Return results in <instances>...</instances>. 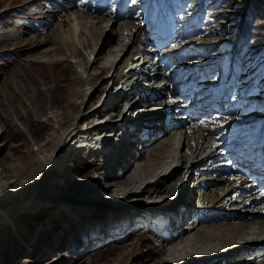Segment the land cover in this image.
Instances as JSON below:
<instances>
[{"label":"rangeland","instance_id":"1","mask_svg":"<svg viewBox=\"0 0 264 264\" xmlns=\"http://www.w3.org/2000/svg\"><path fill=\"white\" fill-rule=\"evenodd\" d=\"M82 1L88 8V14L94 11L91 17L115 18L117 23L110 22L103 35L93 36L96 43L95 55L100 46L108 43L103 47L101 56L106 57L107 52L111 50L108 60L112 68H109V73L106 70L101 75V78H105L103 85L100 79L97 80L96 86L98 85L101 89L97 98L91 97L92 90H89V87L84 88V91L88 90V93L86 96L82 95L77 101L78 111L82 114L86 110L89 112L99 108L108 95L114 96V92H122V88L124 91L128 84L132 83L133 88V81L126 83L125 86L119 83L113 85L110 76L123 62L122 71L124 74L130 73L128 75L131 78L133 72H130V69L140 70L144 61L147 67H143L142 72H145L146 77L150 76L148 78L150 84H145V89H148L147 95L153 91V85L158 84L159 87L156 86L158 90L153 98L155 101H161H156V105L148 110L142 109L144 105L149 104L148 101L139 103V107L135 108H132V104L130 107L128 105L126 112L130 111L126 113L127 118L129 123L132 121L131 123L135 126L142 123L146 125L147 122L154 123L155 129H158L160 125L155 120H162L165 132H160V129L155 133L151 131L144 138L143 144H135L134 141L130 145L129 152L135 160L129 165L124 162V158L122 160L116 156L114 161H109L111 157L105 158L104 155L99 156L88 152L73 156V144L69 145L70 149L69 153L65 154V162L58 166L52 176L49 177L46 173L43 179L44 190L38 191L35 200L23 207L20 203L10 201V197L0 203V264H172V260L164 255V247L167 243L163 246L159 245L154 226L142 223L141 217L132 216L148 214L144 210H147L149 214L152 213L150 211L155 213L151 208L156 206L173 211L189 189L195 198L192 210L205 218L212 209L209 206L200 208L202 199L206 198L202 195L204 193L217 195L221 190L227 192L232 186H237L236 182L225 181L229 175L222 173L218 176L212 172L220 171L222 165L219 166V164L240 159L238 155L236 157L228 155V152L231 149L234 150L236 145L243 143L244 139L264 136V44L256 45L246 30V23L249 22L251 26L253 23L249 18L248 6L256 12L257 18L264 15V0ZM73 5L75 0H0V94L4 93L3 91H5L4 94L11 92L9 81H12L10 79L22 80L19 76L33 79L42 92L44 91L42 84L49 86L69 84L76 91L78 90L79 84L74 82H77L76 75L82 81L86 76L78 66V61L82 57L87 58L89 51H81L78 58L71 57L68 50L52 58H43L40 53L51 47L48 45L41 50L28 53V50L39 41L47 39L50 34V37L55 34L53 24L56 21L54 20L63 17L62 12L66 13L65 9ZM91 20L94 21V19ZM91 20L84 17L80 23L89 24ZM18 23L20 26H16ZM123 23H131V29L123 30L120 26ZM96 26L94 30L98 28V25ZM166 29H169L168 32L162 34L161 31ZM165 41L166 44L161 47ZM91 58L90 61H92ZM64 59L65 61H62ZM23 62H28L31 67L24 64L20 69ZM103 62L97 63L95 69H90L88 73H98L103 67ZM149 62L153 69L148 68ZM181 71L186 75L181 76ZM156 74H159V77ZM167 75H172V79H176L171 87L168 86ZM137 78L138 75H136ZM25 82L22 84H27ZM190 85L192 90H185ZM202 88L207 91L199 97L201 101L195 100L197 99L195 95H200ZM221 91L224 93H219ZM143 93L144 91L141 92ZM29 94L34 97L36 106L39 105V108L49 102L48 98L33 92L30 85ZM125 94V100H122L120 104L124 105L127 100L129 102L133 99V96L131 100L128 99L130 92ZM182 94L192 95V99L188 102ZM211 98L217 102V105L206 107L207 102L212 101ZM152 100L149 99V101ZM12 104L14 110L19 115H23V120L29 128L23 127L16 120L10 105L4 102V108L10 116L7 117L0 110V125L9 121L5 133L0 137V160L5 154L14 151L16 155L25 154L27 148L37 153L39 145L52 138V133L46 125L38 124L32 118V113L31 115L23 113V108L29 107L23 95L17 94ZM159 105L161 108H158ZM202 106L206 108L205 111H200L203 110ZM189 107H194V113L200 115L197 120L186 114L191 113L187 112ZM108 108L101 114V118L107 121L108 125H111L110 122L121 125L120 117L116 113L117 107L112 111L110 107ZM135 112H140L144 115L143 118L133 119ZM150 112L157 113L151 117ZM202 112L204 113L200 114ZM182 121H190L185 127L189 135L184 134V131L179 132L184 128L181 126ZM95 133L99 132H92L90 139L95 137ZM173 133L182 135L178 151L175 152L179 154L178 166L183 165L174 175L175 181L171 185L173 191L164 192L160 196L152 195L151 200L149 196L128 200L125 197L122 199L121 195L118 198L100 195L108 189L109 183L106 179L109 173L113 172L114 176L120 179H124V176L129 178L136 168L144 166L150 153L168 139L174 145L172 146L174 151L178 141L171 139ZM199 134L201 136L199 147L202 149L200 155L197 151L190 153V147H188L194 141L193 137H198ZM220 146L227 152V158L217 154ZM168 148L171 147L165 146L166 154L156 159L151 168L139 173L147 175L154 170L159 173L160 166L170 163V159H166L174 154ZM142 152L143 157L139 159ZM186 153L184 162L180 160V156L184 154L186 156ZM211 154L213 158L208 161L207 157ZM59 161H61L60 154L56 165ZM186 162H203L204 165L199 166L192 175H189L186 173L187 168L184 169ZM5 166H10V163L6 162ZM92 166H96L98 171L90 169ZM87 172L90 173L87 174ZM206 173L212 175L208 176ZM182 177H184L183 183L174 186ZM146 181L155 183V179L151 178ZM165 185L169 186L168 182ZM14 191L15 189H11L7 192L10 194ZM149 191L152 192L153 189ZM230 198H227V206L226 209L222 208L223 210H227L228 205L231 204L233 206L230 208L233 210H243L242 202L246 201V206L254 199L250 195L240 197L239 193L238 196ZM239 205H242L241 209H238ZM259 206H262L259 201H253V209ZM252 215L255 216L254 222H264V215L260 213ZM213 223L218 226L230 222L214 221ZM237 223L244 225L246 222L233 221L230 225ZM132 229L133 234L129 236L128 232ZM188 239V242L191 241L189 245L175 247L179 250L173 256L181 258L180 264H197L216 254L218 255L215 258L220 257L219 255L223 256L220 260L223 264H264V257L259 255L237 253L232 256L228 253L231 248L225 253L218 252L225 241L201 244L196 252L200 254L208 252L207 256L189 258L188 252L195 240L193 233ZM125 246H129L130 249Z\"/></svg>","mask_w":264,"mask_h":264},{"label":"bare ground","instance_id":"2","mask_svg":"<svg viewBox=\"0 0 264 264\" xmlns=\"http://www.w3.org/2000/svg\"><path fill=\"white\" fill-rule=\"evenodd\" d=\"M87 9H88L87 6L83 4L82 0H75V5L65 9L66 13H64V11L62 12L63 17H59V18H56L57 20H54L56 21L53 24V27L55 30V31L53 30V32L55 34L52 37H50L51 34L48 35L47 39L39 41L38 44L32 46L28 50L29 51L28 53L32 51L35 52V51L41 50L42 48L48 45H51L49 49H46L43 53L42 52L40 53V55L43 58H46V57L52 58L56 54L57 55L61 54L64 50H68L70 52L71 57L78 58L80 57L81 51H85V52L89 51L87 58L82 57L78 61V66L81 68V70H83V74L86 76H85L84 81H82L76 75L75 80H77V82L76 81L74 82L76 84H79L77 91L74 88H72L69 84H65L64 86H58L57 84L53 86H49L46 84L47 85L46 86L42 84V86L44 87V91L42 92V90H40L37 87V85H35V81L33 79L29 77L25 79L23 76L18 75L20 79L22 80L10 79L12 81H9L11 85V92H8V93L6 92V94H4L5 91H3L4 93L0 94V110L3 113H5L7 117H9L10 115L8 114V111L4 108V102L10 105L11 110L13 112L12 114H14L16 120L23 127L29 128L23 120V117H22L23 115H19L18 112L14 110V107L12 104V101L17 97V94L23 95L25 97V100L29 103V107L27 109L23 108V113H25L26 115H29V114L31 115L32 113L33 115L32 118L35 119V121L38 124L46 125L47 129L52 133L51 139L47 140L44 144L39 145L37 149V153H33V151L27 148V151L25 154L16 155V152L14 151V152L5 154L3 159L0 160V169H1V172H0V203L9 199L10 197L9 199L10 201L20 203V205H22L23 207L24 205L30 204L32 200H35L37 198L36 194L38 193V191L44 190L43 179L46 173H48L49 177L52 176L53 173L58 168V166L65 162V154H67L68 150L70 149L69 145L73 144V147H74L72 149L73 156H77L78 153L81 154L83 152H88V153H95L99 156L104 155L105 158L111 157L109 161H114V158L116 156L118 158L120 157V159L122 158V160L124 158L125 160L124 162H126V164L129 165L132 163L133 160H135V157L131 156V153L129 152L130 145H132V143H130V140H133V142L135 141V144H143L144 138L147 135H149L151 131L155 133L156 130L160 129V132L161 131L165 132V127L163 125L164 123L162 122V120H159V121L155 120V122L160 123V125H158L159 126L158 129H155V127H153L155 126L154 123L151 124L147 122L146 125H143L142 123L139 126L137 125L135 126L131 123L132 121H130L129 123V120H128V121H125L124 128L125 130H127L128 134L130 135L129 136L130 139H125L124 137H121L118 135L119 141H117L118 138L116 135L118 132V127L121 128V125L113 124L111 122L109 123L111 125H108L107 121L101 118V114L104 113L107 109H109L108 107H110L111 109L110 111H112L115 107H117L118 110L116 111V113L118 114L119 117H121L124 107L127 106V104H130V105L132 104V108H135V107H139V103H142L143 101H148L149 104L144 105V107H142V109L148 110L152 106L156 105L155 104L156 101H161V100L155 101L153 98L156 91L158 90V87H159L158 84H154L152 87L153 91L151 92L150 95H147L148 89H145V84L149 83L148 78H150V76L146 77L145 72H142L143 67H147L144 61L142 62V65L140 66V70L134 69L133 71L130 69V72L131 71L133 72V76L131 78H130V75H128L130 73L128 74L123 73L122 71L123 65H124L122 64L123 62L114 69L113 74L110 76V81L113 83V85H116L117 83H119L122 86L123 85L125 86L126 83L133 81L134 83L133 88L131 86L129 89V92L131 93L129 95L130 96L129 100H131V96H133V99L130 101L131 103H128V100H127L125 103L126 104L125 106H123V103L120 104L122 100H125V97H126L125 90L127 89V86H126L124 88V91L122 88L121 89L122 92L118 93L115 91L114 96H111V94L110 96L108 95V97H106V100L104 101V104L100 106L99 108L91 110L89 112L88 110H86V112H83L82 114H80V112L78 111V106L76 104L77 101L81 98L82 95L86 96L88 93V90L84 91V88L89 87V90L90 89L92 90L91 97L97 98V96L101 92V89L99 88L98 85L96 86V82L98 79H100L101 84L103 85L105 78H101V75L106 70H107V73H109V70L112 68V65L110 64L108 60L111 50L107 52L108 55L106 57L101 56V54L103 53L102 52L103 47H105L108 43H105L104 45L100 46V48L98 49V53L95 55L94 52H95L96 43L93 40V36L95 37L98 34L103 35V33H105L107 26L110 22H113L114 24L117 23V20L115 18L98 19L94 16L91 17L94 11L93 12L91 11V14H88ZM84 17L90 20L94 19V21L91 20L92 22H89V24L88 23L82 24L80 23V21ZM52 22L50 23V25L52 24ZM96 25H98V28L94 30ZM16 26H20V24L18 23L16 24ZM120 26L123 28V30L125 29L129 31V29H131V23H123ZM168 30L166 29L164 31H161V33L163 34V32H168ZM164 44H166V41L162 43L161 47ZM90 58L92 59V61H90ZM62 61H65V59ZM101 61L102 62L104 61L102 69L98 73L92 72L91 74H89L88 72L90 71V69L92 70L95 69V66L97 65V63H100ZM48 62L51 63V61H48ZM24 64H28V62L21 63L20 69L21 67L24 66ZM28 65H30L31 67V64H28ZM148 68L153 69L154 67L150 63ZM136 75H138L137 79H135ZM180 75L184 76L186 75V73L185 72L183 73V71H181ZM156 76L159 77V74H156ZM166 79H167V83L169 87H171L172 82L176 80L175 78L172 79V75H167ZM25 81L27 82V84H22V82H25ZM152 81H154V79H152ZM29 85L33 88V92H35L37 95L48 98L49 100L48 104L44 106L42 105L40 108H39V105L36 106V103H37L36 100L34 99L33 96L29 94ZM6 87H9V86L6 85ZM131 88H132V92L130 91ZM181 88H185V87H181ZM185 90H192L191 85L186 87ZM142 91H144L143 94H141ZM206 91L207 90L203 88L200 89V95L199 94L195 95L197 98L195 100L201 101V98L199 97L203 96L202 94H205ZM219 93H224V92L221 91ZM182 95L184 96V94ZM191 96L188 94H185L184 97L189 102L192 99ZM149 99H153V100L149 101ZM210 100L212 101L211 102L208 101L210 103L207 102V104L205 105L206 107L210 108L212 107V105L213 106L217 105V102H215L213 98H211ZM158 108H161V105H159ZM189 108L187 112H191V113H186V114L189 115V117H195V120H197V117H199L200 115L198 113H194L195 112L194 107H191L190 109ZM202 108L203 110H200ZM202 108H200L199 110L200 111L206 110L204 106H202ZM125 110H127V107L125 108ZM129 111L130 110H128L127 112L123 114L124 116H122L123 119L122 121H120L121 123L127 118V114L129 113ZM156 113L157 112L155 113L150 112V114H152L151 117H154L153 114H156ZM203 113L204 112L200 114H203ZM188 123H190V121L189 122L182 121L181 126L182 127L184 126V128L179 132L182 133L184 131V134L186 133L189 135L188 131H186L185 129L186 124ZM127 124H130V125H127ZM8 125H9L8 120L5 123L0 125V137L3 136L6 130L5 128ZM196 128L197 127H195V129ZM94 131L99 132V133H95L96 134L94 137L95 140L90 139L91 133ZM109 133H113V136H110ZM176 134L177 133H173L171 137V139L173 140L176 139L178 141L175 144L176 147H174V151L172 150V146L174 145H172V143H170L171 142L170 139H168L166 141H163L159 147H156L154 151L150 153L144 166L136 168L134 173L129 178H125L124 176V179H120V177L119 178L115 177L113 172L109 173L106 179V182L109 183L108 189L105 192L100 193V195L102 196L111 195L113 198H118V196L121 195L122 199L125 197L128 200L133 199V198L139 199V197L141 196L142 197L149 196V199L151 200L150 197L152 195L160 196L164 192H167V191L170 193L171 190L173 189L171 185L175 181L174 175L179 169L183 167L182 164L178 166L179 165V154L175 152V151H178L177 148L179 146V142H180V139L182 138L181 137L182 135H176ZM202 135H204V133H202ZM184 136L185 135H183V137ZM200 137H201L200 134L198 135V137H193L194 144L192 145L193 143L192 142L188 145V147H190V150H189L190 153H196L197 151L200 155V152L202 151L201 147H199V142H201ZM258 138L259 136L258 137L253 136L252 139H244L245 141L243 143L236 145L237 148L235 147L234 150L233 149L229 150L228 155L235 156L234 154L236 155L241 154L244 150L250 149L253 146L258 147L260 143L258 142ZM37 142L38 141L35 139V143ZM165 146H168V147L170 146L171 148H168V149L174 152L172 157L169 156V158L166 159V160L170 159V163L166 161L167 163L160 166L158 170L159 173H157V171L154 170L151 173H148L147 175L140 174L139 172L151 168L152 163H154L155 160L158 159L161 155L166 154V151L164 150H166L167 148L164 149ZM220 150H219V153L217 154L221 155V157H226L227 152L225 151V149L220 146ZM59 154L61 155V161H59V164L56 165ZM92 155L95 156L94 154ZM139 156H140L139 159L142 158L143 152ZM185 157H187V153H186V156L185 154L180 156V160L182 159V161L185 162ZM212 158H213V155L211 154L207 157V160L210 161L212 160ZM222 159H225V158H222ZM6 162H9L10 166L6 167L5 166ZM202 163L203 162H197V163L196 162H192V163L186 162L184 169L187 168L186 173H189V175H192V173L199 166L204 165ZM219 166H221L220 171L215 170L212 172V174L216 173L219 176V174L225 173L229 175V177L225 181L227 182L232 181L231 183L233 182L237 183L240 181L241 184L234 186V187L232 186L231 190L229 188V191L227 190V192H224L225 190H221L218 192L217 195H212V193L211 194L204 193L202 196H205L206 198L204 200L202 199L203 203L200 205L201 206L200 208H202V206L203 207L209 206V208L212 209V211L208 213L205 218H203L200 215H197L196 212L192 210L191 207H192V203L195 200V198L192 195V191L190 192L189 189L186 192V196L180 200V202L176 205L173 211H167L158 206L151 208V209H154L155 214H158V211H159V214L163 215L165 219L168 218L169 231H167L166 234H163V235H161L160 233H157V237L159 239L160 246H163L165 245L164 243H167V245L164 247L165 253L164 252L163 253L166 257H169V259L172 260L171 261L172 264H180V262H182L181 258H177L176 256L175 257L173 256L179 250V249L176 250L175 247L176 246L179 247L184 244L189 245V242L191 241L188 242L189 240L188 238L192 233H193V237L195 238V240L193 241L194 244L192 243L190 246V251L188 252L189 258L190 257H202L204 255L207 256L208 252L207 253L204 252L205 254L203 253L200 254L196 252L197 248L199 249V245L204 244V243H213V242L219 243L220 241L222 242L225 241V242H224V245H222V249L218 252L225 253L231 248L232 252L231 251L228 252L231 255L237 254V253H248L251 256L259 255L260 257H264V228H262L264 227V222H261V221L254 222L253 219L255 218V216L252 215L255 213H260L264 215V205L259 206L257 208L254 207V209L252 208L253 201H259L261 203L263 199V198H260V200H257L253 197V194H255V190H258L261 184L258 185L254 183L252 179H251V181L253 182L252 186L249 183H246L245 182L246 179L248 180L250 179V177L243 175L245 177L244 178L238 175L241 172L242 164L237 161L230 162L227 164H219ZM90 169H92L95 172L98 171L96 166H92ZM88 173L90 172H87V174ZM206 174L208 176L212 175L211 173L209 174L206 173ZM149 178L155 179V183L152 184L153 183L152 181L151 182L146 181V179H149ZM183 178L184 177L177 180L174 186L180 183H183V180H184ZM28 180H30V182ZM111 181H114V182L111 183ZM167 182L169 186L165 185ZM11 189H15V191L8 194L7 191ZM149 189L151 190L153 189V191L151 192L149 191ZM223 192L224 194H222ZM238 193L240 197L241 196L246 197L250 195L254 199L245 206L246 201L242 202V199L239 198L242 202V205L244 204V208H242L243 210H237V211L233 210L232 208H230L231 206H233L232 204L228 205L227 210H223L222 208L226 209V206H227L226 201L228 200L227 198H230V197L234 198L238 196ZM224 201L226 202V204ZM236 201L238 202L239 200L236 199ZM119 205H121L120 202H119ZM241 206L239 205L238 209H241ZM151 209H149V211ZM249 209H251L252 211L251 212L248 211ZM144 211H146L148 214L143 213L141 215H134L132 217H136V218L141 217L140 221L142 223L144 222V223L151 225V222H149V219H150L149 215H151L153 211H150L152 212L151 214H149L147 210H144ZM214 221L230 222V223H232L233 221H237V222L245 221L246 223L244 225L241 223H237L233 225H230V223L229 224L222 223L221 225L215 226L213 225ZM248 221H253V222L248 223ZM187 222L189 223L187 224ZM206 223H210V224H206ZM152 224H153V221H152ZM200 225L201 227L199 228ZM250 230H253V232H249ZM128 234L129 236H131L133 234V229L132 231H129ZM245 246L247 247V249H242ZM126 248L130 249L129 246H127Z\"/></svg>","mask_w":264,"mask_h":264},{"label":"trees","instance_id":"3","mask_svg":"<svg viewBox=\"0 0 264 264\" xmlns=\"http://www.w3.org/2000/svg\"><path fill=\"white\" fill-rule=\"evenodd\" d=\"M249 8V18L252 20V26L250 23H246L247 33L252 38L253 42L261 46L264 44V15H260L259 17H255L256 12L252 10V7ZM63 246V244H62Z\"/></svg>","mask_w":264,"mask_h":264}]
</instances>
